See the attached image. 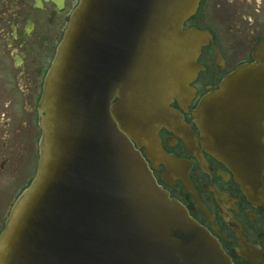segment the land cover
Instances as JSON below:
<instances>
[{"label":"water","instance_id":"95a60500","mask_svg":"<svg viewBox=\"0 0 264 264\" xmlns=\"http://www.w3.org/2000/svg\"><path fill=\"white\" fill-rule=\"evenodd\" d=\"M199 0H79L46 74L35 175L0 233V264H234L155 181L133 141L155 127L207 31L183 29ZM194 119L248 197L264 193V39L204 95Z\"/></svg>","mask_w":264,"mask_h":264},{"label":"flooded vegetation","instance_id":"af4514ba","mask_svg":"<svg viewBox=\"0 0 264 264\" xmlns=\"http://www.w3.org/2000/svg\"><path fill=\"white\" fill-rule=\"evenodd\" d=\"M78 1L0 0V233L35 175L44 79ZM188 27L209 35L195 55L186 84L189 95L169 102L181 123L158 124L153 151L133 142L156 182L234 263L264 264V193H244L231 169L208 151L194 119L199 99L217 89L238 64L251 60L264 38V0H200L183 23Z\"/></svg>","mask_w":264,"mask_h":264}]
</instances>
